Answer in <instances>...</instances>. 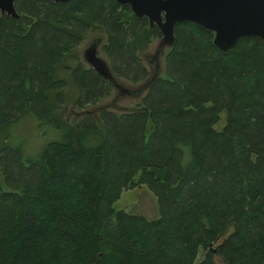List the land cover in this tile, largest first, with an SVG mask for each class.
I'll return each instance as SVG.
<instances>
[{"label": "trees", "instance_id": "1", "mask_svg": "<svg viewBox=\"0 0 264 264\" xmlns=\"http://www.w3.org/2000/svg\"><path fill=\"white\" fill-rule=\"evenodd\" d=\"M13 4L18 18L0 13V264H264L261 39L221 53L209 30L177 22L137 109L67 122L65 103L84 109L110 90L73 55L87 29L104 31L111 73L133 83L159 31L115 0ZM27 113L60 133L37 158L2 133ZM135 184L156 218L113 208Z\"/></svg>", "mask_w": 264, "mask_h": 264}, {"label": "water", "instance_id": "2", "mask_svg": "<svg viewBox=\"0 0 264 264\" xmlns=\"http://www.w3.org/2000/svg\"><path fill=\"white\" fill-rule=\"evenodd\" d=\"M14 0H0V13H5L14 18L19 13L14 7ZM67 1V0H51ZM119 4H126L131 13L136 17H145L148 26H155L159 31L152 53L144 54L147 66L141 64L147 71V75L133 83L111 73L107 58L96 54L97 45L101 37L96 36L83 49L82 57L87 65L103 80H105L115 93L111 100L101 106L92 109H80L82 115L90 114L94 117L99 109L113 111L117 108L116 100L123 96L137 98V102L147 88L159 76L164 75L163 53L173 44L175 39L174 25L177 22L189 21L211 32L212 44L226 53L242 36H255L264 43V0H115ZM105 37V36H104ZM166 48V50H164ZM162 56V68L158 57ZM163 69V74L161 71ZM122 81L131 84L125 85ZM110 92V91H109ZM121 109V108H120ZM137 109L134 106L121 111ZM141 109V108H139ZM95 110V111H94ZM79 111V110H78ZM114 112V111H113ZM116 113V112H115ZM77 114V112H75ZM95 117V118H96Z\"/></svg>", "mask_w": 264, "mask_h": 264}, {"label": "rangeland", "instance_id": "3", "mask_svg": "<svg viewBox=\"0 0 264 264\" xmlns=\"http://www.w3.org/2000/svg\"><path fill=\"white\" fill-rule=\"evenodd\" d=\"M94 35L101 37V41L97 45V54L105 59V55L100 47L101 43L105 41L104 31L100 28L92 27L84 33V37L80 41L79 45H77V47L75 48V52H73L72 50L73 54L78 55L77 57L81 59V61H83V59L81 58L82 49L87 45L88 40L90 41L91 37H93ZM155 42L156 37L150 39L147 47L144 49L145 53H152V49L154 48ZM164 50H166V48ZM142 53L143 52L138 53V58L141 57L142 63L147 66L145 59H143L145 55H142ZM158 61L160 64L159 69H161L163 64L162 56L161 58L160 56L158 57ZM82 63L84 64V66H87L86 62ZM162 74L163 69L161 71V75ZM126 75H128L130 78L133 77L131 71H129V73H127ZM122 82L128 86L129 84H131L127 81ZM109 91L110 92L105 97L98 98L91 105H86V109L94 108L96 110V107L109 102L115 93L112 88H110ZM136 102L137 98L125 95L116 100V107L119 109L114 108L113 111L119 113L122 109H128L135 106ZM75 112H77V114H75ZM78 112H80V110H76L71 105V101H68L64 105V113L62 117L65 118L67 122H70L73 119L76 120L83 116L81 113ZM41 115L43 114L41 113ZM221 123L222 122L220 121L218 124H216V127H220ZM2 133L5 135V137H7L6 142L13 146L12 149L18 147V150L20 151V153L23 154V156L27 155L31 158L38 157L40 149L45 143L50 140L59 139L60 137L59 130L52 123L38 121L31 113L21 115L19 118H17V120L4 127ZM137 176V174L134 175V181L137 180ZM113 208L115 210H123L128 213L140 214L149 219L156 218L158 216L156 198L153 193L146 188L144 184H135L129 189H123L120 192L118 199L113 203ZM202 253V250H199L197 252L195 261L201 258Z\"/></svg>", "mask_w": 264, "mask_h": 264}, {"label": "flooded vegetation", "instance_id": "4", "mask_svg": "<svg viewBox=\"0 0 264 264\" xmlns=\"http://www.w3.org/2000/svg\"><path fill=\"white\" fill-rule=\"evenodd\" d=\"M153 26H154V25H153ZM153 26H148V27L151 28V27H153ZM87 30H88V29H87ZM87 30H86V31H87ZM86 31H85V32H86ZM85 32H84V33H85ZM84 33H83V35L81 36V38L75 43V47L73 48V52H75V48L77 47V45H79L80 41H81L82 38L84 37ZM95 37H96V35H94L93 37H91L90 41L88 40L87 45H88V44L91 42V40L94 39ZM99 37H100V36H99ZM152 38H153V37H152ZM150 39H151V38H150ZM100 41H101V39H100ZM99 43H100V42H99ZM148 43H149V42H148ZM101 44H103V43H101ZM87 45H86V46H87ZM86 46H85V47H86ZM85 47H84V48H85ZM100 47H101V46H100ZM84 48H83V49H84ZM83 49H82V52H83ZM96 54H97V50H96ZM73 55H75V54H73ZM77 56H78V55H75V59H76V61H77L78 63L81 64V67H82V68H83V67H84V68H90L88 65H87V66H84V64L82 63V62H85L84 59H83V57H82V53H81V58L83 59V61H81V59H79ZM90 69H91V68H90ZM100 78H101V77H100Z\"/></svg>", "mask_w": 264, "mask_h": 264}]
</instances>
